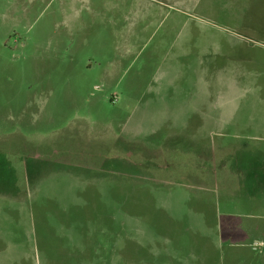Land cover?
Listing matches in <instances>:
<instances>
[{"label":"rangeland","instance_id":"1","mask_svg":"<svg viewBox=\"0 0 264 264\" xmlns=\"http://www.w3.org/2000/svg\"><path fill=\"white\" fill-rule=\"evenodd\" d=\"M259 159L264 0H0V264H264Z\"/></svg>","mask_w":264,"mask_h":264},{"label":"crops","instance_id":"2","mask_svg":"<svg viewBox=\"0 0 264 264\" xmlns=\"http://www.w3.org/2000/svg\"><path fill=\"white\" fill-rule=\"evenodd\" d=\"M239 145H240V147H242V148H244V149H246L248 151H250V149H252L251 152H255V151H259L260 150V149L256 150V149L250 148V144H248L247 142H242ZM252 157L257 158V157H259V155L257 156V153H255V154L253 153ZM259 160H258L259 163H257L258 164L257 167L255 166L254 168H251V169L248 168L247 172H242V170H240V171L238 170L237 172H240V174H241L240 178L249 177V174L251 172H254V174H258L259 175L258 178H255V179H257V182L260 181L264 185V161L263 160L259 161ZM238 175H239V173H237V176ZM260 176H262V177H260ZM251 179H254V178H251ZM251 179H249V180H251ZM252 181H254V180H252Z\"/></svg>","mask_w":264,"mask_h":264}]
</instances>
